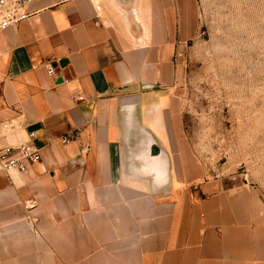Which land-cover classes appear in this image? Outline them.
Masks as SVG:
<instances>
[{"label":"crops","instance_id":"1","mask_svg":"<svg viewBox=\"0 0 264 264\" xmlns=\"http://www.w3.org/2000/svg\"><path fill=\"white\" fill-rule=\"evenodd\" d=\"M208 1L68 0L0 31V136L41 155L0 174V264H264V196L206 177L175 93Z\"/></svg>","mask_w":264,"mask_h":264},{"label":"rangeland","instance_id":"2","mask_svg":"<svg viewBox=\"0 0 264 264\" xmlns=\"http://www.w3.org/2000/svg\"><path fill=\"white\" fill-rule=\"evenodd\" d=\"M177 57L175 93L206 177L264 196V0H209Z\"/></svg>","mask_w":264,"mask_h":264},{"label":"built area","instance_id":"3","mask_svg":"<svg viewBox=\"0 0 264 264\" xmlns=\"http://www.w3.org/2000/svg\"><path fill=\"white\" fill-rule=\"evenodd\" d=\"M68 0H0V31L25 21L37 12L34 6L51 7L60 5ZM47 72H53L50 64ZM8 121H1L0 128L8 131ZM79 131L65 134L61 137L63 142H68L77 137ZM3 136V137H2ZM0 136V174L22 175L30 165L40 161V149L35 144V132L29 131L27 137L21 141H8L5 134Z\"/></svg>","mask_w":264,"mask_h":264}]
</instances>
